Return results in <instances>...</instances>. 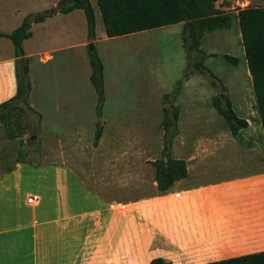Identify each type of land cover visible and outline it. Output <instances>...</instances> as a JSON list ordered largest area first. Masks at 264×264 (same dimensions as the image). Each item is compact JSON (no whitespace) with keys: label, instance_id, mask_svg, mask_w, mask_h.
I'll use <instances>...</instances> for the list:
<instances>
[{"label":"rangeland","instance_id":"1","mask_svg":"<svg viewBox=\"0 0 264 264\" xmlns=\"http://www.w3.org/2000/svg\"><path fill=\"white\" fill-rule=\"evenodd\" d=\"M60 1L0 0V31L11 33L28 15L57 8ZM91 3L97 23L94 40L88 38L81 9L33 24V36L24 42V49L30 64V103L43 119L39 122L34 116L38 128L29 129L22 139L8 138L0 124V181L21 163L29 167L22 182L26 190L68 186L85 193L84 198L78 196L79 200L85 201L90 195L95 203L133 207L158 194L153 162L162 156L164 109L176 107L204 111L202 118L227 133L238 149L239 145L257 149L261 161L253 153L234 154L237 163L221 175L264 168V130L237 19L240 8L259 4L218 0L216 7L232 16V27L205 34L201 48L207 70L202 74L194 71L185 78L189 58L184 48V23L108 38L97 0ZM91 50L97 52L104 66L102 118L96 115L98 98L90 81ZM225 55L239 59V63L231 64ZM200 56L193 52L191 64ZM14 61L13 43L0 38V103L16 87ZM216 96L223 100L228 97L238 116L247 120L248 126L236 136L216 111ZM98 122L103 131L96 142ZM205 128L211 130V126ZM170 132L176 133L174 147L177 122ZM121 248L117 257L122 255Z\"/></svg>","mask_w":264,"mask_h":264},{"label":"crops","instance_id":"2","mask_svg":"<svg viewBox=\"0 0 264 264\" xmlns=\"http://www.w3.org/2000/svg\"><path fill=\"white\" fill-rule=\"evenodd\" d=\"M205 115L179 110L173 157L188 176L130 208L79 200L68 186L26 190L29 167L17 163L0 181V264H206L264 251V168L221 175L234 154L261 161L257 149H238ZM30 195L41 201L28 205Z\"/></svg>","mask_w":264,"mask_h":264},{"label":"trees","instance_id":"3","mask_svg":"<svg viewBox=\"0 0 264 264\" xmlns=\"http://www.w3.org/2000/svg\"><path fill=\"white\" fill-rule=\"evenodd\" d=\"M218 0H97L105 32L108 38L132 35L148 30L184 23V48L188 52V68L185 78L194 71L201 74L207 70L205 53L201 48L205 34L232 27V16L224 14L216 7ZM81 9L85 13L89 40L96 38V13L91 0H61L57 8L37 14H30L11 33L0 31V38L11 40L15 55V95L0 103V124L10 139H22L29 130H36V120L43 119L30 103L32 83L30 80L29 58L25 57L24 42L33 36V24L43 23L55 14H69ZM238 25L245 51L246 63L252 78L257 100L258 113L264 130V6L240 8L237 12ZM188 35V36H187ZM201 56L191 64V54ZM224 59L233 65L239 59L225 55ZM91 65L90 81L97 94L96 115L102 118L105 101L104 66L95 50L89 54ZM182 82H180V85ZM179 85V86H180ZM169 97V95H167ZM217 112L224 117L231 128L232 134L248 126L247 120L238 116L228 97L223 100L220 96L213 99ZM163 121L164 145L162 156L156 159L155 182L159 192H168L175 182L188 176L187 162L176 159L172 155L173 139L176 135L170 132L179 119V109L172 111L165 108ZM30 119V122H28ZM39 124L37 125L38 128ZM96 142L102 136V124L97 123ZM13 168L9 169V172ZM150 264H168L163 258L153 259ZM206 264H264V251L239 257L214 261Z\"/></svg>","mask_w":264,"mask_h":264},{"label":"built area","instance_id":"4","mask_svg":"<svg viewBox=\"0 0 264 264\" xmlns=\"http://www.w3.org/2000/svg\"><path fill=\"white\" fill-rule=\"evenodd\" d=\"M41 201V198L38 195H30L27 198V204L28 205H37Z\"/></svg>","mask_w":264,"mask_h":264}]
</instances>
